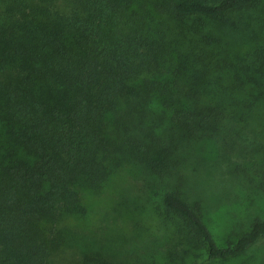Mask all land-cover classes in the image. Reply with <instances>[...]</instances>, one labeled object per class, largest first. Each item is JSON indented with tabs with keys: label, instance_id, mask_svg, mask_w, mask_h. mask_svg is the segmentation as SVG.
I'll use <instances>...</instances> for the list:
<instances>
[{
	"label": "trees",
	"instance_id": "1",
	"mask_svg": "<svg viewBox=\"0 0 264 264\" xmlns=\"http://www.w3.org/2000/svg\"><path fill=\"white\" fill-rule=\"evenodd\" d=\"M262 2L0 0V264H51L64 246L49 226L84 214L81 189L110 178L109 117L133 79L170 74L156 97L192 138L223 148L243 135L250 100L264 98V29L240 53L222 45L221 27ZM256 179L263 189L264 170ZM164 206L181 222L183 245L210 260L238 258L264 239L257 218L220 245L179 190ZM79 264L112 263L94 255Z\"/></svg>",
	"mask_w": 264,
	"mask_h": 264
},
{
	"label": "rangeland",
	"instance_id": "2",
	"mask_svg": "<svg viewBox=\"0 0 264 264\" xmlns=\"http://www.w3.org/2000/svg\"><path fill=\"white\" fill-rule=\"evenodd\" d=\"M262 26L264 0L227 19L222 45L232 52L251 51ZM169 78L156 71L127 84L121 110L109 117L113 172L101 189H81L84 214L49 226L66 239L51 264H79L94 255L112 264H264V239L228 260H210L206 252L183 245L181 222L164 206L166 192L181 191L222 246L254 219H264V188L256 179L264 170V98L250 100L251 121L239 127L243 135L222 148L216 139L192 138L173 122L154 88ZM127 101L136 110L129 112Z\"/></svg>",
	"mask_w": 264,
	"mask_h": 264
}]
</instances>
